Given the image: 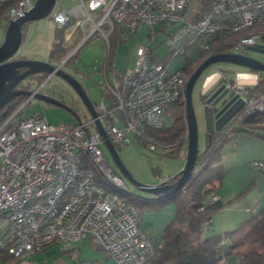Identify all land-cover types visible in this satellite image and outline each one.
Here are the masks:
<instances>
[{
	"label": "built area",
	"instance_id": "1",
	"mask_svg": "<svg viewBox=\"0 0 264 264\" xmlns=\"http://www.w3.org/2000/svg\"><path fill=\"white\" fill-rule=\"evenodd\" d=\"M35 1L17 0L6 14L7 23L29 11ZM76 2L63 10L55 0L48 15L58 29H64L67 40L75 33L80 36L63 61L51 63L56 69H65V61L90 39L101 37L109 49L112 31L125 40L141 25L171 26L165 43L172 56L184 55L190 48L200 55L220 46L245 54L246 47L264 43V0ZM106 63L113 79L108 80L103 70L101 88L108 104L102 100L94 107L96 118L89 115L75 125L55 127L37 115L21 117L32 93L0 125V252L11 256L5 264H31V254L47 246L69 252L84 239L115 264H143L161 248L139 228L142 211L120 195L126 186L107 164L95 121L116 150L129 143L131 136L152 151L171 149L173 144H161L145 130L163 127L165 116L178 102L185 108L188 74L183 66L171 71L168 62L154 60L147 46L137 50L134 66L124 73L118 72L110 57ZM209 77L242 100L243 108L231 120L239 123L250 113L264 110V92L253 90L261 77L253 78L251 84L223 81L219 72ZM206 88L201 90L205 99L211 92ZM229 143L234 146L233 139ZM253 166L261 169L264 164ZM170 179L160 178L158 183ZM216 201L215 194L204 200L208 205ZM210 225L207 220L205 230ZM218 264L227 261L221 259Z\"/></svg>",
	"mask_w": 264,
	"mask_h": 264
},
{
	"label": "trees",
	"instance_id": "2",
	"mask_svg": "<svg viewBox=\"0 0 264 264\" xmlns=\"http://www.w3.org/2000/svg\"><path fill=\"white\" fill-rule=\"evenodd\" d=\"M16 3L17 0L0 1V22H7L6 14L9 8ZM26 26L27 24L23 26L22 36ZM2 27L5 26L2 25ZM56 32L61 44H57L56 47L50 50L49 61L59 63L76 46L80 36L75 33L74 39L68 44L63 41L64 29H57ZM119 37L120 32L117 30L112 31L109 39L110 48H113L115 40L124 41L120 40ZM80 48L65 61L64 67L69 66ZM190 51L195 53V55H191ZM224 52H231V49L220 46L210 52H202L199 55L193 48H190L184 55H181L183 59L182 66L187 71V74L190 75L205 57ZM171 55L169 52L167 57L163 59L164 61H162L165 63L169 62ZM18 58L23 57L20 56ZM259 74L262 80L259 81L253 90L255 92H264V73ZM45 78L46 74L31 75L21 81L15 89L32 90ZM223 81H226L225 78ZM229 81L232 82L233 79H229ZM101 95L103 96L102 92ZM25 99V96H17L0 110V125L19 108ZM201 99L204 101L205 95H201ZM177 105H180L181 108L177 109ZM177 105L170 111V114L174 117L170 126L145 130V133L155 141L164 145L173 144L171 149L164 151L166 156L176 154L186 141L184 104L183 102H178ZM240 130L257 135L260 132H264V110L250 113L239 123L231 120L220 130L208 132L206 134V146L196 157L195 168L190 179L174 194L161 198L153 196L149 198V195H147V199H139L128 191L120 193L125 200L134 203L141 211L148 207L159 208L167 203H173L176 208L172 220L163 228L161 238L157 240L150 237L154 243H161V248L157 249L143 264H218L221 259H226L227 264H235L233 259L238 257L242 259L240 264H264V210L252 215L234 229L225 231L223 234H214L207 237L204 235L207 231L204 228L205 222L212 220L217 211L230 203H222L218 200L208 205L204 200L215 193L218 184L223 179L220 163L224 146ZM259 136L264 138V135ZM172 181L170 179L168 183ZM99 182L102 184L101 180ZM224 243H227L225 251L222 249ZM49 247L52 246L44 247L41 251ZM10 260L11 256L0 252V264H5Z\"/></svg>",
	"mask_w": 264,
	"mask_h": 264
},
{
	"label": "rangeland",
	"instance_id": "3",
	"mask_svg": "<svg viewBox=\"0 0 264 264\" xmlns=\"http://www.w3.org/2000/svg\"><path fill=\"white\" fill-rule=\"evenodd\" d=\"M61 2L63 7H68L71 0H62ZM102 12L103 10H101V13ZM158 25L159 24L154 25L153 27H158ZM54 29L55 24L51 19H49V17L27 23L26 29L24 30V39L22 40L17 53L14 54L12 58L15 59L22 56L25 59H45L51 48L56 47L57 44H61L60 38ZM149 30V26L138 27L136 34L133 37L131 46H128L127 43L123 44V50L126 53V57L131 62L134 60V53L140 48V46H147L151 49L153 47H157L153 51V55H157L159 57H164L170 50L166 44H161V41L163 40L161 36L162 33H155V39L152 40L148 36ZM127 47L128 49L126 50ZM106 53L107 46L105 41L101 37L96 36L87 41L80 48V50L75 54L72 62L68 67H66V71L81 84L94 107H96L102 100L108 104V99L103 97L100 91V85L104 82L101 67L105 63ZM189 53L193 55L191 51ZM245 54L264 62V54L253 53L250 51H247ZM181 62L182 56H178L173 60L172 66L174 67L178 64L180 67ZM241 71L246 72L248 69L228 63H214L206 68L196 80L192 90L191 100L196 116L199 149H203L206 144L205 133L207 132V128L204 112L205 105L201 99V90L206 78L212 73L220 72L222 77L225 76L227 79H230ZM109 75L110 74H108V76ZM189 76L190 75L188 74V77ZM40 93L47 94L62 101L63 104L70 108V110L73 111L81 121H84L89 117L86 108L74 90L65 81L55 75H51L43 84L40 88ZM176 108L180 109L181 107L180 105H177ZM34 114L43 118L47 123L55 127L64 124L75 125L77 123L75 115L69 110L46 104L35 98H30L20 115L25 118ZM173 120L174 117L172 114L165 116L163 127L170 126ZM101 147L107 164L113 173L122 180L126 186V190L133 193L135 190L134 186L128 178L120 172L107 148L104 145ZM117 154L123 167L134 180L147 185H155L158 183L160 178L172 177L173 175L179 173V168L185 163L186 144L180 147L176 154L166 156L163 151H152L150 147H148L147 143L141 142L131 136L130 142L124 147L119 148L117 150ZM149 198H152V196L149 195ZM168 205L174 206L173 203H167V205L159 208L148 207L146 209H153L154 211L162 210ZM92 245L90 244L89 250L87 249L86 251V253L89 252L88 256H84L89 260L98 259V256H103V252L100 249H98L99 251L96 250L95 246L93 245L94 247H92ZM235 259L240 262L242 261L240 257L234 258L233 260Z\"/></svg>",
	"mask_w": 264,
	"mask_h": 264
},
{
	"label": "crops",
	"instance_id": "4",
	"mask_svg": "<svg viewBox=\"0 0 264 264\" xmlns=\"http://www.w3.org/2000/svg\"><path fill=\"white\" fill-rule=\"evenodd\" d=\"M61 1L62 0H59V7L63 10H69L77 3L76 0H71V2L68 4V7H63ZM53 23L55 24L54 21ZM2 25H4L5 27H2ZM6 25H7L6 21L0 22V43L2 42L3 39L2 34L4 36ZM71 28L72 26L70 27V29ZM57 29L58 28L55 24L54 30ZM136 30L134 33L129 34L128 37L122 42L115 40L112 46L113 48H110L111 43L109 44L110 50L107 49L105 63L101 67L102 72L103 70H106V77L108 78V80L113 79L112 72L109 69L108 63H106L108 57H110L113 60L115 67L119 73H124L125 71L129 70L134 66L137 51L134 53L133 62H131L126 57V53L123 50V44L127 43L128 46H131L133 42V37L136 34ZM171 31H172L171 26L166 24H159L158 27L150 28L148 32L149 33L148 36L152 40H154L155 33H162L161 36L163 40L161 41V44H166L165 43L166 38L169 36ZM74 37L75 35L72 36V38L70 36V39L67 40L66 36L63 34V41L64 43L70 44L74 39ZM23 39H24V35L22 36V40ZM156 48L157 47H153L152 49L149 48L150 56L154 60L162 61L165 57H167L168 53L170 52L169 50L164 57H159L157 55H153L154 54L153 51ZM127 49L128 47L126 48V50ZM49 53L45 59H41V60L50 62ZM193 54L195 55V53ZM176 57L178 56L171 55L170 57L171 61L169 60L168 62L169 69L171 71L179 68L178 64H176L174 67L172 66V62ZM50 63H56V62H50ZM182 63H183V59L181 62V66ZM108 74L110 75L108 76ZM256 77L257 78L260 77L259 72L248 70L246 72L241 71L235 74V76L230 79L237 80L244 84H251L253 83L252 79L253 78L255 79ZM223 78H225L226 81H229V79H227L225 76H223ZM37 86H35L33 89L37 88ZM101 90L102 88L100 85V91ZM208 107L209 106L207 105L204 106V112L206 115V128H207L205 137L206 134L214 128V119L212 118V112H210ZM259 135H264V132H260L257 135L240 130L237 131L233 137L234 146H232L229 142L224 146L223 153L221 155V163H220L223 179L218 184V187L216 188L214 194L218 196V200H220V202L222 203L230 202V203L214 214L211 220V225L204 234L206 237L214 234H223L225 231L234 229L238 224L245 221L252 215L258 214L259 212L264 210V166H262L261 169L255 168L253 166V163L255 162H260L264 164V138H262ZM205 142H206V138H205ZM204 148L199 149V152L203 151ZM183 166L184 165H181L179 170H181ZM175 210H176L175 205L174 206L168 205L165 206L162 210H155V211L153 209L145 208L143 209L141 214L139 228L142 231L146 232L150 237L159 240L161 238L163 228L172 220ZM90 244L91 243L88 242V240L86 239L81 240L80 242L76 243L69 252H61L56 247H49L43 251H38L31 254L30 261L31 264H115L111 258L105 257L104 254H103L104 257L101 255V257L98 256V259H90V260L87 259V257L85 256H88L89 252L86 253V251L87 249L89 250ZM92 247L94 246L92 245ZM95 249L98 250L96 246ZM222 249L224 251L227 249V243H224Z\"/></svg>",
	"mask_w": 264,
	"mask_h": 264
},
{
	"label": "water",
	"instance_id": "5",
	"mask_svg": "<svg viewBox=\"0 0 264 264\" xmlns=\"http://www.w3.org/2000/svg\"><path fill=\"white\" fill-rule=\"evenodd\" d=\"M54 3L55 0H36L29 11L24 12L22 15L17 16L14 19H10L7 23L3 40L0 43V110L15 97L25 96L27 98L34 93L33 98L46 104L69 110L75 115L77 123L80 122L79 117L76 116L70 108L66 107L62 101L47 94L35 92L38 87L43 85L46 78L33 90L15 89L21 81L31 75L46 74L48 76L53 74L65 81L74 90L86 108L87 113L92 118H96L94 106L89 100L85 90L65 69H56L47 61L12 58L20 47L23 26L29 22L38 21L48 17ZM246 50L253 53L264 54V43L248 46L246 47ZM214 63H228L246 68L250 71L264 73V62L254 57H250L247 54L231 52L209 55L195 68L188 77L185 86V119L187 127L185 163L179 173L171 177L173 181L170 183L162 182L156 183L155 185H147L134 180L123 167L118 157L117 150L109 141L100 122L98 120L95 121L96 127L103 138L104 146L111 154L120 172L128 178L134 186L135 190L133 194L139 199H147L145 195H150L155 198L172 195L180 190L190 179L195 168L196 157L199 153L196 116L191 100L192 90L196 80L202 72ZM209 76L206 78L203 86L207 87L205 91L210 90L211 92L208 98L204 100V104L209 106L208 109L212 112V118L214 119V128L211 131H216L223 128L234 117V115L243 108V102L236 94H231L224 84L215 87L217 81H212ZM136 192L143 194H137Z\"/></svg>",
	"mask_w": 264,
	"mask_h": 264
},
{
	"label": "clouds",
	"instance_id": "6",
	"mask_svg": "<svg viewBox=\"0 0 264 264\" xmlns=\"http://www.w3.org/2000/svg\"><path fill=\"white\" fill-rule=\"evenodd\" d=\"M205 58H206V57H205ZM202 61H203V60H202ZM65 70H66V69H65ZM219 73H220V72H219ZM220 75H221V73H220ZM46 76H47V75H46ZM221 77H222V76H221ZM42 82H43V81H42ZM42 82H41V83H42ZM215 87H216V86H215ZM215 87H214V88H215ZM201 95H202V94H201ZM204 100H205V99H204Z\"/></svg>",
	"mask_w": 264,
	"mask_h": 264
},
{
	"label": "flooded vegetation",
	"instance_id": "7",
	"mask_svg": "<svg viewBox=\"0 0 264 264\" xmlns=\"http://www.w3.org/2000/svg\"><path fill=\"white\" fill-rule=\"evenodd\" d=\"M137 194H143V193H140V192H136ZM147 196V195H146Z\"/></svg>",
	"mask_w": 264,
	"mask_h": 264
}]
</instances>
